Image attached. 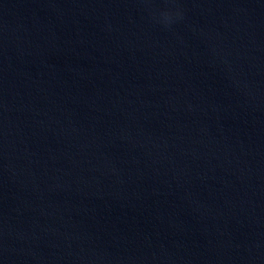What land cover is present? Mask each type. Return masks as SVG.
Listing matches in <instances>:
<instances>
[{
    "label": "water",
    "instance_id": "obj_1",
    "mask_svg": "<svg viewBox=\"0 0 264 264\" xmlns=\"http://www.w3.org/2000/svg\"><path fill=\"white\" fill-rule=\"evenodd\" d=\"M0 264H264V0H0Z\"/></svg>",
    "mask_w": 264,
    "mask_h": 264
},
{
    "label": "clouds",
    "instance_id": "obj_2",
    "mask_svg": "<svg viewBox=\"0 0 264 264\" xmlns=\"http://www.w3.org/2000/svg\"><path fill=\"white\" fill-rule=\"evenodd\" d=\"M175 15L177 16V17H180V12L179 11H177L176 13H175ZM162 16H163V19H164V21L165 22H167L168 20H169V13H162Z\"/></svg>",
    "mask_w": 264,
    "mask_h": 264
}]
</instances>
